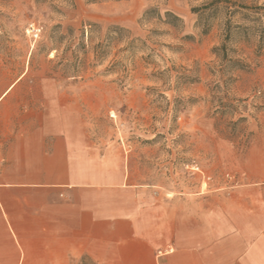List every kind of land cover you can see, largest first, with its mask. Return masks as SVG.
Segmentation results:
<instances>
[{
  "label": "rangeland",
  "instance_id": "374dc122",
  "mask_svg": "<svg viewBox=\"0 0 264 264\" xmlns=\"http://www.w3.org/2000/svg\"><path fill=\"white\" fill-rule=\"evenodd\" d=\"M12 84L0 134L78 129L127 147L135 181L206 189L264 127V0H0V95Z\"/></svg>",
  "mask_w": 264,
  "mask_h": 264
},
{
  "label": "crops",
  "instance_id": "0c3cea01",
  "mask_svg": "<svg viewBox=\"0 0 264 264\" xmlns=\"http://www.w3.org/2000/svg\"><path fill=\"white\" fill-rule=\"evenodd\" d=\"M82 134H0V264H264V127L212 187L169 192Z\"/></svg>",
  "mask_w": 264,
  "mask_h": 264
},
{
  "label": "trees",
  "instance_id": "16d2710c",
  "mask_svg": "<svg viewBox=\"0 0 264 264\" xmlns=\"http://www.w3.org/2000/svg\"><path fill=\"white\" fill-rule=\"evenodd\" d=\"M90 1H98V0H90ZM152 9L146 10L143 13V16H145V18L149 17V14L151 13ZM165 16H166V23L170 24V25H174L176 21L181 22V20L179 19V17H177L175 14H173L170 11H165ZM160 18V17H159ZM119 29V28H118ZM104 45L102 43H98L93 47L94 50V57L96 60H100L103 55H104Z\"/></svg>",
  "mask_w": 264,
  "mask_h": 264
},
{
  "label": "built area",
  "instance_id": "2783aa9c",
  "mask_svg": "<svg viewBox=\"0 0 264 264\" xmlns=\"http://www.w3.org/2000/svg\"><path fill=\"white\" fill-rule=\"evenodd\" d=\"M39 31H40L39 27L34 23H30L28 25V28L26 29V33L30 36V38H32L33 41H35L36 38L38 37ZM196 170H198V168H196Z\"/></svg>",
  "mask_w": 264,
  "mask_h": 264
}]
</instances>
